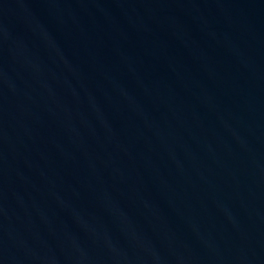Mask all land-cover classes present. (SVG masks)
<instances>
[{
    "label": "water",
    "instance_id": "95a60500",
    "mask_svg": "<svg viewBox=\"0 0 264 264\" xmlns=\"http://www.w3.org/2000/svg\"><path fill=\"white\" fill-rule=\"evenodd\" d=\"M0 264H264V0H0Z\"/></svg>",
    "mask_w": 264,
    "mask_h": 264
}]
</instances>
